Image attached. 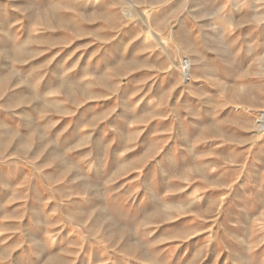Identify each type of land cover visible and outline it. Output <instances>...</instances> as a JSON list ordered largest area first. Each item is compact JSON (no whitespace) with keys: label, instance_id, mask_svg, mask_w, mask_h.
<instances>
[{"label":"rangeland","instance_id":"obj_1","mask_svg":"<svg viewBox=\"0 0 264 264\" xmlns=\"http://www.w3.org/2000/svg\"><path fill=\"white\" fill-rule=\"evenodd\" d=\"M263 116L264 0H0V264H264Z\"/></svg>","mask_w":264,"mask_h":264},{"label":"bare ground","instance_id":"obj_2","mask_svg":"<svg viewBox=\"0 0 264 264\" xmlns=\"http://www.w3.org/2000/svg\"><path fill=\"white\" fill-rule=\"evenodd\" d=\"M186 64H184V67L183 69L185 70V72L187 73V71L189 70L190 68V62L189 61H186L185 62ZM262 127L261 128H264V116L262 117Z\"/></svg>","mask_w":264,"mask_h":264}]
</instances>
